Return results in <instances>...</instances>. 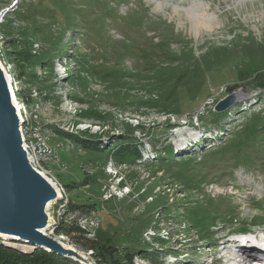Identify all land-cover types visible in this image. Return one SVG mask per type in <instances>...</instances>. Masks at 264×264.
Masks as SVG:
<instances>
[{
  "label": "rangeland",
  "instance_id": "374dc122",
  "mask_svg": "<svg viewBox=\"0 0 264 264\" xmlns=\"http://www.w3.org/2000/svg\"><path fill=\"white\" fill-rule=\"evenodd\" d=\"M204 1L217 20L195 32L183 8L157 0H0V59L20 127L55 155L31 153L62 192L49 234L92 264H229L219 256L231 234L264 240V142L243 144L251 161L219 153L264 122V0ZM120 141L140 158L115 163L107 151ZM89 241L115 260L94 256Z\"/></svg>",
  "mask_w": 264,
  "mask_h": 264
},
{
  "label": "water",
  "instance_id": "95a60500",
  "mask_svg": "<svg viewBox=\"0 0 264 264\" xmlns=\"http://www.w3.org/2000/svg\"><path fill=\"white\" fill-rule=\"evenodd\" d=\"M5 12L6 9L1 16ZM242 94V91L230 92L216 103L214 110L221 112L230 108ZM17 127L18 121L7 100L0 73V232L18 235L19 238L13 240L73 257L82 264H92L79 251L63 248L60 240L49 234L50 228L40 229L46 224V216L39 204L54 193L30 168Z\"/></svg>",
  "mask_w": 264,
  "mask_h": 264
},
{
  "label": "trees",
  "instance_id": "16d2710c",
  "mask_svg": "<svg viewBox=\"0 0 264 264\" xmlns=\"http://www.w3.org/2000/svg\"><path fill=\"white\" fill-rule=\"evenodd\" d=\"M212 115L218 116L222 114L219 112H215L212 113ZM79 116L88 117L90 115L87 114V111L85 110V111H80ZM91 139L92 138L89 135H87L85 132H81L79 134V141L83 145H86L88 143V147H92V145H89L90 142H88V140ZM129 139L132 138L128 136L125 139H123L122 142ZM258 139L264 142V122L255 124L248 130H244L242 135L239 133V142L235 144L233 147H230V150L224 148L222 145L221 147H219V153H221L222 155H227V153H231L232 158L235 160L236 158L241 156L243 152L244 161H251L252 158L246 156L248 150L245 149V146L243 144L244 143L251 144L250 148H253L254 146H256L255 141ZM122 142L119 143L122 144L121 146L108 148L107 156L113 157L115 163L118 164L126 163L129 160L130 161L138 160L141 156L140 155L141 152L138 149H136V144H132L131 142L130 147H125L123 146L124 143ZM236 147H240V151H236ZM171 150L172 148L167 146L164 150V154H172L173 152ZM247 228L248 227H243L242 229L246 230ZM64 231L70 233L77 231L79 233V230L74 229V227L67 228ZM87 247L93 249L94 256H97L99 258L112 259V260H115L116 258V256H114L113 251H111L105 243L95 244V242L89 241ZM0 264H78V263L71 262L70 260L62 256H58L54 253L45 251L42 248H34L30 253L18 251L14 248L4 245L0 239Z\"/></svg>",
  "mask_w": 264,
  "mask_h": 264
},
{
  "label": "bare ground",
  "instance_id": "6f19581e",
  "mask_svg": "<svg viewBox=\"0 0 264 264\" xmlns=\"http://www.w3.org/2000/svg\"><path fill=\"white\" fill-rule=\"evenodd\" d=\"M233 1H234V3H237V2H240L242 0H233ZM157 4L160 7H163V5L169 4V6L173 9L174 12L178 11L179 8H183L185 15H186V18L190 21L191 28L195 32H199V30L201 28H206L209 30L212 29L213 25H215V21L217 20L216 19L217 15L213 11H211V12L209 11L210 5L204 0H188L187 5H181L179 3H174V2L171 3L170 1L159 2L157 0ZM0 73H1V78L3 81L4 87H5L7 100L9 102L10 107L12 108V111H13L17 121H18L17 131H18V135H19V138L21 141L22 149L24 151V154L26 156L28 164H29L30 168L33 170V172L44 182L45 185L48 186L49 190L52 191V193H54V195L51 197H48L46 199L43 198L39 204L41 206L42 210L44 211L45 216H46V224L43 227H41L40 229H42V230H44L46 228L48 229L52 226V223L54 222L53 216L51 215L52 214V203L55 202V200L57 198L62 197V192L58 186L56 187V184L54 183V181L52 179H50V177H48L45 172H43V171H41V169H39L40 168L39 166H38L39 167L38 168L37 166L34 165V161L31 158V156H33L35 154V151H38V154H40V155H43L45 157H51L52 156L51 152H53V150L49 146V144H47L44 140L42 141L39 139L40 143H37L36 146H34V145L31 146V145H28L26 143V137H25V134L23 132L24 128L22 130V127H20L21 126L20 122L22 121L21 120L22 119V115H21L22 112H20L19 102L16 101V96H15V93H14V90H13V87L11 84L10 75L6 72L1 59H0ZM31 139H32V137H31ZM34 141H35V143L37 142L36 140H34ZM41 145L43 146V150H42ZM34 159H35V157H34ZM63 196H64V194H63ZM61 211H63V210H61ZM0 234L2 235V237L5 236V238H8V239H18L19 238L18 235H15V234H9V233H5V232H0ZM60 243H61L63 248H68V249L71 248L69 245L64 244L63 242H60ZM229 264H234V263L230 262Z\"/></svg>",
  "mask_w": 264,
  "mask_h": 264
},
{
  "label": "built area",
  "instance_id": "2783aa9c",
  "mask_svg": "<svg viewBox=\"0 0 264 264\" xmlns=\"http://www.w3.org/2000/svg\"><path fill=\"white\" fill-rule=\"evenodd\" d=\"M36 141H37V143H40V142H39V138H38L37 136H36ZM41 146H42V145H41ZM42 150H43V146H42ZM51 153H52V155H54L53 152H51ZM54 156H55V155H54Z\"/></svg>",
  "mask_w": 264,
  "mask_h": 264
}]
</instances>
